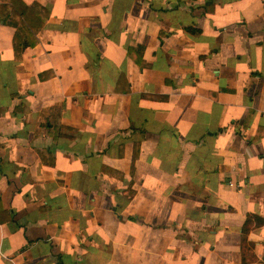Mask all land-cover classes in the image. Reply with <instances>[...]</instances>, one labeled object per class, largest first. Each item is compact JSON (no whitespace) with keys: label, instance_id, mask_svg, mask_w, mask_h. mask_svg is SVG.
Here are the masks:
<instances>
[{"label":"crops","instance_id":"1","mask_svg":"<svg viewBox=\"0 0 264 264\" xmlns=\"http://www.w3.org/2000/svg\"><path fill=\"white\" fill-rule=\"evenodd\" d=\"M19 1L0 264H264V0Z\"/></svg>","mask_w":264,"mask_h":264},{"label":"trees","instance_id":"2","mask_svg":"<svg viewBox=\"0 0 264 264\" xmlns=\"http://www.w3.org/2000/svg\"><path fill=\"white\" fill-rule=\"evenodd\" d=\"M12 3L11 5L13 6L12 8L9 5V2H6V6L3 7L4 10L11 9V12L7 13V11L4 12V14H0V19L3 22V24L8 25V26H13L16 29V34L14 36V45H15V52H18V44L20 42H18V38H19V33L22 32H26V25L24 24V22L22 21V19L25 20V15H26V11L27 8L25 6H23L22 4H20L19 0H11ZM14 3H16V8L14 9ZM18 4L21 6V9H18ZM10 7V8H9ZM17 11V12H16ZM48 14L45 12V17L44 20L47 19ZM245 230H246V226H245ZM244 232V229H243Z\"/></svg>","mask_w":264,"mask_h":264},{"label":"built area","instance_id":"3","mask_svg":"<svg viewBox=\"0 0 264 264\" xmlns=\"http://www.w3.org/2000/svg\"><path fill=\"white\" fill-rule=\"evenodd\" d=\"M229 186L234 187L233 184H229Z\"/></svg>","mask_w":264,"mask_h":264}]
</instances>
